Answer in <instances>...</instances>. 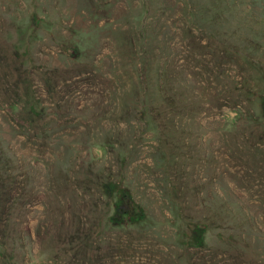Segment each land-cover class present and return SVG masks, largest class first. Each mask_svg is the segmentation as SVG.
<instances>
[{
    "label": "rangeland",
    "instance_id": "1",
    "mask_svg": "<svg viewBox=\"0 0 264 264\" xmlns=\"http://www.w3.org/2000/svg\"><path fill=\"white\" fill-rule=\"evenodd\" d=\"M263 104L264 0H0V264H264Z\"/></svg>",
    "mask_w": 264,
    "mask_h": 264
},
{
    "label": "trees",
    "instance_id": "2",
    "mask_svg": "<svg viewBox=\"0 0 264 264\" xmlns=\"http://www.w3.org/2000/svg\"><path fill=\"white\" fill-rule=\"evenodd\" d=\"M264 113V104L262 105ZM115 215L112 221L115 224H120L125 220L137 222L144 217L141 206L133 200L131 194L125 188H116L115 192Z\"/></svg>",
    "mask_w": 264,
    "mask_h": 264
}]
</instances>
